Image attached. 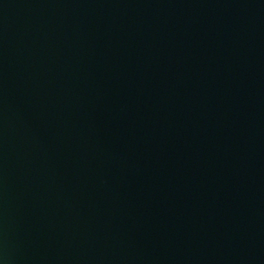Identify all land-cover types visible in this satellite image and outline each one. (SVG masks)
<instances>
[{
	"label": "water",
	"instance_id": "95a60500",
	"mask_svg": "<svg viewBox=\"0 0 264 264\" xmlns=\"http://www.w3.org/2000/svg\"><path fill=\"white\" fill-rule=\"evenodd\" d=\"M0 264H264V0H0Z\"/></svg>",
	"mask_w": 264,
	"mask_h": 264
}]
</instances>
